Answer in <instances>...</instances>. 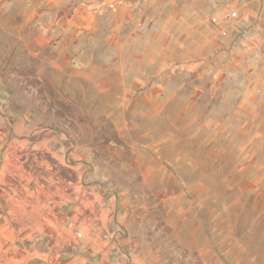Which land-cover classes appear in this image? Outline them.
I'll list each match as a JSON object with an SVG mask.
<instances>
[{
  "label": "rangeland",
  "instance_id": "1",
  "mask_svg": "<svg viewBox=\"0 0 264 264\" xmlns=\"http://www.w3.org/2000/svg\"><path fill=\"white\" fill-rule=\"evenodd\" d=\"M125 2L0 0V264H264V117L119 43Z\"/></svg>",
  "mask_w": 264,
  "mask_h": 264
},
{
  "label": "crops",
  "instance_id": "2",
  "mask_svg": "<svg viewBox=\"0 0 264 264\" xmlns=\"http://www.w3.org/2000/svg\"><path fill=\"white\" fill-rule=\"evenodd\" d=\"M229 10L240 19L226 21ZM211 16L219 23H212ZM111 26L119 43L141 42L152 49L150 57L160 54L198 68V76L211 78L201 83L203 90H214L213 98L230 107L231 117H264V0H126Z\"/></svg>",
  "mask_w": 264,
  "mask_h": 264
},
{
  "label": "built area",
  "instance_id": "3",
  "mask_svg": "<svg viewBox=\"0 0 264 264\" xmlns=\"http://www.w3.org/2000/svg\"><path fill=\"white\" fill-rule=\"evenodd\" d=\"M111 8L114 7L113 4L110 5ZM240 19L239 13L235 10H229L228 13L226 14V21H228L229 23H233L236 22ZM210 21L214 24L219 23V19L216 16H213L212 18H210Z\"/></svg>",
  "mask_w": 264,
  "mask_h": 264
}]
</instances>
